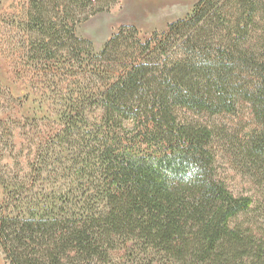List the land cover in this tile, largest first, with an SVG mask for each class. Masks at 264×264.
Here are the masks:
<instances>
[{
    "label": "trees",
    "instance_id": "obj_1",
    "mask_svg": "<svg viewBox=\"0 0 264 264\" xmlns=\"http://www.w3.org/2000/svg\"><path fill=\"white\" fill-rule=\"evenodd\" d=\"M100 1L23 0L8 26L47 115L31 185L6 181L9 264H264V0H199L167 30L123 25L96 52L76 24ZM245 106L247 130L189 115ZM218 139L247 193L219 171Z\"/></svg>",
    "mask_w": 264,
    "mask_h": 264
},
{
    "label": "rangeland",
    "instance_id": "obj_2",
    "mask_svg": "<svg viewBox=\"0 0 264 264\" xmlns=\"http://www.w3.org/2000/svg\"><path fill=\"white\" fill-rule=\"evenodd\" d=\"M199 0H101V10L88 20L76 24L79 37L93 43L96 52L101 51L107 41L123 25H133L142 39H148L154 31L168 29L170 22L186 16ZM23 0H0V212L12 201L8 191H13L20 180L31 185L30 177L36 153V143L45 131L47 115L41 105V90L30 83L31 75H25L20 68L14 51L8 43L12 41L9 27L13 19L21 16ZM8 20L11 25L8 24ZM19 21V18L16 20ZM7 22V23H6ZM9 26V27H8ZM195 119L223 128L246 130L251 126L250 110L243 107L238 114L209 116L194 115ZM220 152L217 163L227 184L235 193H247L243 174L237 168L221 142L217 140ZM139 258H143L140 256ZM135 259L134 264L142 263ZM118 264H132L127 259L116 261ZM0 264H9L0 246Z\"/></svg>",
    "mask_w": 264,
    "mask_h": 264
}]
</instances>
